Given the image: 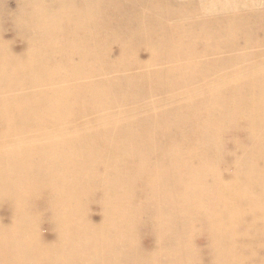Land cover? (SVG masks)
I'll return each instance as SVG.
<instances>
[{
	"label": "rangeland",
	"instance_id": "1",
	"mask_svg": "<svg viewBox=\"0 0 264 264\" xmlns=\"http://www.w3.org/2000/svg\"><path fill=\"white\" fill-rule=\"evenodd\" d=\"M62 1L0 0V38L7 34L4 44L16 45L20 57H57L79 47L65 43L69 25L54 18ZM153 7L167 27L174 24L167 48L174 59L155 68L168 69L170 82L163 91L150 81L118 83L114 114L95 113L136 130V147L146 143L131 154L146 183L115 186L129 189L130 204L139 200L143 208L131 224L122 215L123 231L134 232L129 242L121 234L112 244L113 264H264V0H156ZM49 38L60 51L42 48ZM120 45L113 42L103 64L118 58L110 52ZM151 52L129 56L148 62ZM0 53V69H14L8 51ZM55 57L43 68L51 72ZM140 71L153 72L135 75ZM217 108L218 131L208 132ZM207 121L204 134L196 133ZM90 210L100 213L98 206Z\"/></svg>",
	"mask_w": 264,
	"mask_h": 264
},
{
	"label": "bare ground",
	"instance_id": "2",
	"mask_svg": "<svg viewBox=\"0 0 264 264\" xmlns=\"http://www.w3.org/2000/svg\"><path fill=\"white\" fill-rule=\"evenodd\" d=\"M155 2L59 3L54 18L69 25L64 41L80 46L51 54L57 62L51 72L43 67L52 57H20L16 45L4 44L7 34L0 38V51H8L15 64L11 71L0 69V264H113L112 244L121 234L131 239L134 231L130 226L123 231L119 221L126 215L131 224L143 207L139 200L130 204L129 189L115 186L146 183L145 173L134 168L140 162L131 156L146 143L136 147L131 142L138 140L136 130L121 129L118 121L95 113L114 114L113 105L121 101L113 93L118 83L129 88L150 81L163 91L170 82L164 79L168 69L155 68L164 59L173 61L167 48L174 44L175 29L160 18L162 10L150 8ZM115 41L121 45L110 57L118 58L103 64ZM42 48L61 50L57 38L47 39ZM145 48L152 51L148 62L129 56ZM138 69L153 72L135 75ZM216 112L208 132L218 131ZM208 124L196 133L204 134ZM161 161L170 160L161 156ZM96 205L99 214L90 210ZM46 228L49 233L41 231Z\"/></svg>",
	"mask_w": 264,
	"mask_h": 264
}]
</instances>
